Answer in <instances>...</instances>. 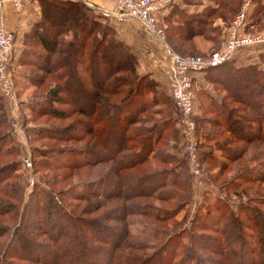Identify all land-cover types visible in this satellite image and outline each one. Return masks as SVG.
<instances>
[{"label":"trees","instance_id":"trees-1","mask_svg":"<svg viewBox=\"0 0 264 264\" xmlns=\"http://www.w3.org/2000/svg\"><path fill=\"white\" fill-rule=\"evenodd\" d=\"M209 1L211 3L201 13H187L177 8L174 0L168 12L160 16V21L166 24L164 41L175 52L179 53L167 41L172 37L168 28L175 30V37L191 40L194 36L206 35L210 17L225 19L221 14L225 4L219 0ZM38 2L40 19L23 36L24 48L17 62L32 67L25 75L32 85L41 87L49 83V86L43 101L32 104L30 110L34 116L53 119H67L73 113L81 118L72 131L50 125L38 128L35 136H45L52 141H79L85 134L92 137L84 148L31 146L33 167H47L48 159L69 169L111 163L104 174L86 182L83 186L86 189L77 193L84 198H96L99 208L112 199L125 202L124 213L117 216L123 221L122 232L116 235L112 226L102 224L98 218L78 216L68 203L72 192L55 191L48 181L50 191H40L35 186L26 204L21 206L23 190L17 185V175L6 176L8 170H4L0 173V214L12 212L15 223L0 228V238L6 235L0 242V264H264V211L260 208L264 206V195L240 200L243 183L264 182V172L258 170L264 169L261 145L243 159L245 165L239 168L233 180L220 186L226 190L224 196L204 190L187 226L184 221L183 227L166 233L164 237H167L159 243L145 240L146 236L163 232L157 225L149 224L153 227L150 233H131L126 214L162 221L174 217L185 207L189 210L193 202L192 186L185 177L187 157L177 158L167 150L170 138L178 137L176 115L180 112L171 94L158 90V83L149 73L137 72V56L129 45L116 37L115 29L107 22L109 18L102 15L98 6H90L83 0ZM231 7L234 11L237 4ZM263 13L264 0H252L245 29L258 24ZM212 30L217 33L213 22ZM229 61L206 68L207 81L228 86L221 69ZM228 69L239 73L243 85L238 91L230 92L228 88V98L233 104H228L224 98L212 99L211 110L217 118L213 120L214 125L217 123L228 131L230 138L226 143L238 139L264 144V69L256 66L236 69L232 65ZM213 73L218 74L215 80ZM193 90L196 107L200 92L195 90L194 81ZM1 111L4 115L2 108ZM197 115L195 112V120ZM142 122H146L145 125L137 126ZM196 132L200 144L219 140L218 135L208 131L200 140L197 125ZM164 138L167 139L165 147L160 149L158 145ZM6 139L11 141L8 131L0 138V154ZM204 149H201L202 162L210 170L229 167L227 162H218L220 153L214 148ZM238 150L234 154L229 150L226 158L232 161L244 158L243 152ZM38 155L42 157L40 161ZM152 160L160 165L146 172L134 170L148 161L155 162ZM166 164L167 168L162 167ZM12 165L15 169L18 167L15 161ZM206 179L211 183L216 181L209 174ZM151 183L152 186L143 189V185ZM1 193L14 196L16 202L2 199ZM232 195L238 197L236 202L231 201ZM149 197H152L150 201L142 200ZM151 199L171 202L174 206L163 207ZM33 226L43 235L42 240L33 236ZM101 252L105 253L101 255Z\"/></svg>","mask_w":264,"mask_h":264},{"label":"rangeland","instance_id":"rangeland-1","mask_svg":"<svg viewBox=\"0 0 264 264\" xmlns=\"http://www.w3.org/2000/svg\"><path fill=\"white\" fill-rule=\"evenodd\" d=\"M219 1L225 4V8H223L221 13L222 15H224L222 17H224L225 19L216 16L210 17L209 19L211 21L209 20L210 22L209 27L207 26L206 28L205 36L200 37L197 35L194 36L191 40H185L184 38L179 39L178 37H175L176 36L175 30L171 27L168 28V30L170 31V35L172 37L170 39L168 38L167 41L176 51L184 55L208 57L212 55L214 51L221 50L224 47L227 39L226 38L227 36L224 35L225 26H228L229 23L236 18L245 0H219ZM188 2L197 5L205 4L204 0H188ZM258 2H260V0H258ZM206 3L209 4L211 2L209 0H206ZM233 3L237 4V9H235L234 11L232 10L231 7ZM231 11L233 12L231 13ZM217 19L218 20L220 19L221 21H223V23H221V27H216L217 28V33H216L215 30L210 31V26L212 22L213 23L218 22ZM164 25H165L164 27H166V24ZM167 25L169 26V24ZM248 31H251L253 33L264 32V13L262 14L261 21L258 24L254 25L253 27H250ZM209 33L211 34L208 37L207 34ZM230 65H232L236 69L247 68L249 66H256L261 69H264V45L256 48H248L246 50L243 49L238 51L234 55V57L230 59L228 64L224 66L226 67V69L224 67L221 69L223 74L221 75L228 80V86H224L220 83L208 82L210 87L207 88L206 86L205 90L201 92L199 91L200 93L198 94L199 97H197V104L195 107V112L196 114L198 113V115L195 118L197 121L196 125L198 126V134L200 136V140L203 139V134H205V132L207 131L209 133H212L213 135L219 136V140L217 141L214 140L213 142L206 141L204 143L202 142V144H200V141L198 142L197 150L199 154L198 161L200 167L197 165V162L194 163L193 160L190 159L189 157L190 154L186 153L187 151H186V144L184 143V132L181 126L177 124L178 137L176 138L173 137L170 138L169 140L170 143H168V145L170 144L169 145L170 147H167V150L170 152V154L176 156L177 158L187 157L188 160L187 163L188 174L185 177L189 180L190 187L192 186L190 190L191 191L193 190V196L191 195V199L193 202L189 204V210L187 209V207H185V209L177 212L174 217L166 218L162 221H157V220L153 221V220H148L145 217L132 216L126 214L127 217L126 223L130 221L129 229L133 235H136L138 233H150L153 227L149 224H154L157 225L159 228H161L163 232L161 231L162 233H160V235L157 236L155 235L146 236L147 239L145 240L159 243L161 240L167 237V235L164 237L166 233H171L175 231V229H179L183 227L185 224L183 223L184 221L186 222L185 226H187L188 222L192 218V215L195 211L196 201L197 203H199L200 198H203V194H205L204 190H211L213 192L211 193L214 194L215 196L219 195L218 197L224 196V192L226 190L224 191V189H221L220 186L223 185L225 186L226 184H228L233 180V178L237 175L236 173L237 171H239V168L243 164L245 165L243 159H246L247 156L253 153L255 147L258 148L259 145L264 147V144L246 143L238 139L230 143H226V141H228L230 138V134L228 133L227 130H224L221 125H220L221 127H219L217 123L216 125H214L215 122H213V120L217 118L211 110L212 99L219 101L220 98H224L228 104H233L231 103V100L228 98L229 95L228 88L231 89L230 92L238 91L241 89L239 87L243 85V80L238 75L239 73L235 70L228 69ZM9 69L12 72L13 80L15 83V91L18 98L17 103H18V107L21 108V112L23 113L24 122L22 123L23 124L22 126H18V128L19 129L21 128L22 130L21 133L16 135L17 124L14 123L15 118L13 116H9V108H7L6 106V102L11 103V101H8L3 97H1L0 138L8 131L10 132L11 135V141H8V139H6L5 141L6 145H4L2 149L3 151L0 154V173L2 174L4 170L5 171L8 170L6 176L11 174L17 175V179H18V180L16 179L17 185L21 187V189L23 190V195H22L23 201L21 200L22 201L21 206H24L26 204L25 202L31 196L32 190L35 186L40 191L49 190V187L46 185V182L48 181L55 191L68 190L69 192H72V196L68 197V199L70 200L68 201V203L71 205V207L74 209L75 213L78 216L80 215L83 218H98L102 224H109L110 226H112L113 227L112 232L116 233V235H120L122 232L121 224L123 221L118 220L119 217L117 216L124 213L122 209L123 206L125 205V202L121 201L120 199H114V200L112 199V201L111 200L106 201L103 207H101L100 204V208H99V203L96 198H84L82 197L83 194L77 193V192H81V189H86L85 187H83L86 184V182L96 178L101 173L104 174L107 171L108 167L111 165V163L107 162L96 166H90V167L86 166L77 169H69L67 167H64L63 165H59L57 161H55L54 159H50V160L48 159L46 160L47 167L36 166L35 169V165L34 167L33 166L27 167L24 165L23 158L29 154H31L32 156L31 146L41 147L44 149H47L48 146L50 147L54 146L55 148H59V149L84 148L89 145L88 142L92 136L86 134L81 135L82 139L79 141H75V140L52 141L48 138H45V136H40V135L35 136L38 128L44 126L47 127L50 125H53L58 128H63V130L72 131L74 130V127L78 124V122H80L81 116L76 113H73L67 119H53L49 116H40V115L34 116L33 112H31L30 110V106L32 104L40 103L41 101H43L49 83L44 84L41 87L32 85V83L29 82V80H27L25 77V75L32 70V67L22 66L18 64V62L16 63L13 62V60L10 63ZM212 72H216V71H212ZM213 74H214L213 79L215 80L218 74L215 73ZM1 108L2 110H4V115L1 111ZM176 116L178 118L177 122L179 123L181 114L177 113ZM145 123L146 122L139 123L137 126L145 125ZM171 129L169 130V132H171ZM166 141L167 139L164 138V140H162V144H159L158 147L160 149L164 148L165 147L164 144L166 143ZM217 142L219 144L216 147V145L214 144H216ZM204 146L207 147V149L209 148L208 151L214 148L217 152H219L220 154H219L218 162L219 161L220 163L222 161L223 163L227 162L229 163V167L225 170L223 169L219 170V167H215L213 169L211 168L210 170V167L208 165L206 167L202 162L201 149L203 148V150H205ZM238 149H240L243 152L245 156L244 158L233 161L229 160V158H226V155L229 154L228 153L229 150H232V154H234L237 151H239ZM37 158L40 161L42 157L38 155ZM12 161H15L16 164L18 165L16 169H15L16 166L12 165ZM256 161L260 162L259 159H257ZM159 165L160 164L157 161L155 162L148 161L143 165L136 166L135 167L136 169L134 168L133 169L137 170L136 172H146L150 168L157 167ZM168 166L169 165L166 164L165 166L162 167L167 168ZM133 169L131 170L133 171ZM258 170H260L262 173L264 172L263 171L264 169L261 170V168H258ZM208 174L213 175L216 181L213 183L207 181L206 178ZM192 176H194V178L192 179V184H191L190 179ZM14 180L7 179V181L9 182H13ZM7 181H4L3 184H6ZM206 182L209 183V185ZM149 185L152 186V183L143 185V189H148L150 187ZM207 185L209 186V188ZM213 186L216 188H214ZM241 186L242 189L244 190L242 192L244 195L242 194V196H240V200H246L247 198H253L258 195L260 196L264 195V182L243 183ZM1 195H2L1 198L5 199L8 202L11 203L16 202L15 201L16 199H13L15 198L14 196L6 195L4 193H1ZM150 198L152 197L143 198L142 200L150 201ZM206 198H208L210 201L214 200L213 198H209V197ZM236 198L238 197L235 195L230 196L231 201L236 202ZM40 199L42 200L43 198L41 197ZM151 202L159 204L160 206L163 207L174 206V203L160 202L159 200L156 199H151ZM17 203H20L19 200L17 201ZM260 208H262V210L264 211V206H261ZM145 220L146 222H143ZM32 221H34V219H32ZM14 223H15V216L13 217L12 212L6 214L5 213L0 214V228L1 227L3 228L4 226H6V224L13 225ZM32 233L34 234L33 236H35L38 241L43 239V235L39 234L34 226L32 228ZM5 238L6 235L1 237L0 242H3ZM93 238L92 240H94ZM103 253L105 252H101V255Z\"/></svg>","mask_w":264,"mask_h":264},{"label":"built area","instance_id":"built-area-1","mask_svg":"<svg viewBox=\"0 0 264 264\" xmlns=\"http://www.w3.org/2000/svg\"><path fill=\"white\" fill-rule=\"evenodd\" d=\"M174 0H117L112 10L102 9L106 18H116L119 21L127 17L139 20L144 28L164 40V25L160 14ZM252 0H245L236 18L226 27V44L221 50L214 51L208 57L181 55L173 50L170 52L171 69L169 73L170 94L181 117L179 126L184 132L186 153L194 163L198 161V138L196 136L195 94L193 81L195 74L204 72L208 67H214L230 60L240 50L256 48L264 45V32H250L245 29L247 13ZM11 3L17 12H22L27 0H0V94L11 101L12 108L18 109L15 83L9 69L12 51L15 44V33L8 29L5 23V6ZM90 6H95L88 3ZM16 119V117L14 116ZM16 123V121H14ZM27 167L33 166L31 154L23 158ZM200 167V166H199Z\"/></svg>","mask_w":264,"mask_h":264},{"label":"crops","instance_id":"crops-1","mask_svg":"<svg viewBox=\"0 0 264 264\" xmlns=\"http://www.w3.org/2000/svg\"><path fill=\"white\" fill-rule=\"evenodd\" d=\"M83 1L98 6L101 11L102 9H114L117 0ZM204 1V5L191 4L188 0H176V4L177 8H180L187 13H201L206 8L207 4L206 0ZM168 10L169 8L165 9L160 16L166 14ZM4 11L6 26L15 33V44L12 51L11 62L13 60V62L16 63L23 50V36L30 30L31 25L40 19L41 8L38 0H27V5L22 12H17L11 3L6 4ZM107 22L115 29L116 37L129 45L133 53L137 56V72L139 74L149 73L151 78L158 83V90L170 94V52L173 49L170 48L163 39L146 30L143 24L135 18L127 17L122 21H119L116 18H109L107 19ZM221 23H223V21L219 19L218 22L213 23V26L221 27ZM198 36L203 37L202 35ZM194 86L195 90L200 92L205 90L206 86L207 88L210 87L206 79V72L195 74ZM6 106L9 108V116L16 117V135H18L22 131L18 126H22V123L24 122L21 108L18 107V109L14 110L12 108L13 105H11L10 102H6Z\"/></svg>","mask_w":264,"mask_h":264}]
</instances>
